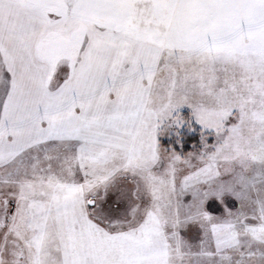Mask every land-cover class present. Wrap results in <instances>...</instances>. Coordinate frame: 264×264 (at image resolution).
I'll return each instance as SVG.
<instances>
[{"label":"snow or ice","instance_id":"obj_1","mask_svg":"<svg viewBox=\"0 0 264 264\" xmlns=\"http://www.w3.org/2000/svg\"><path fill=\"white\" fill-rule=\"evenodd\" d=\"M0 264H264V0H0Z\"/></svg>","mask_w":264,"mask_h":264}]
</instances>
